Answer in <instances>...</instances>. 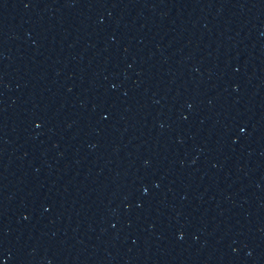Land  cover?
<instances>
[{"label": "water", "instance_id": "obj_1", "mask_svg": "<svg viewBox=\"0 0 264 264\" xmlns=\"http://www.w3.org/2000/svg\"><path fill=\"white\" fill-rule=\"evenodd\" d=\"M0 264H161L78 0H0Z\"/></svg>", "mask_w": 264, "mask_h": 264}]
</instances>
